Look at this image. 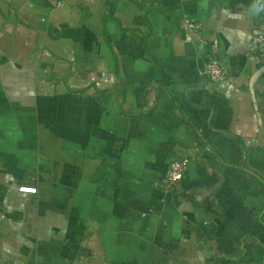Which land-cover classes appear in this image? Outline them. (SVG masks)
<instances>
[{
  "label": "crops",
  "instance_id": "1",
  "mask_svg": "<svg viewBox=\"0 0 264 264\" xmlns=\"http://www.w3.org/2000/svg\"><path fill=\"white\" fill-rule=\"evenodd\" d=\"M254 26L264 0H0V264H264Z\"/></svg>",
  "mask_w": 264,
  "mask_h": 264
},
{
  "label": "built area",
  "instance_id": "2",
  "mask_svg": "<svg viewBox=\"0 0 264 264\" xmlns=\"http://www.w3.org/2000/svg\"><path fill=\"white\" fill-rule=\"evenodd\" d=\"M185 25L193 44L207 45L200 23L194 22L191 19H185ZM245 57L248 61H253L257 57H264V30L258 26L252 28L250 39L245 50ZM203 75L212 85H222L230 81L228 71L217 58H210L205 63ZM188 162V159H182L170 163L161 186L165 193H174L176 191L177 186L185 176Z\"/></svg>",
  "mask_w": 264,
  "mask_h": 264
}]
</instances>
